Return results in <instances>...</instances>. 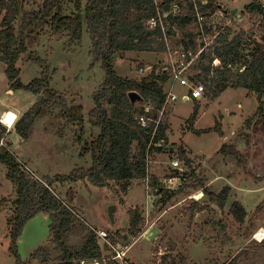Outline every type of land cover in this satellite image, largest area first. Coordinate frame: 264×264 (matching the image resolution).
Returning <instances> with one entry per match:
<instances>
[{
    "label": "rangeland",
    "instance_id": "1",
    "mask_svg": "<svg viewBox=\"0 0 264 264\" xmlns=\"http://www.w3.org/2000/svg\"><path fill=\"white\" fill-rule=\"evenodd\" d=\"M42 1L30 0L25 10H38ZM254 1L218 0L221 11L226 14L222 27L231 21L228 27H221L222 34L233 39L239 32H257L261 17L245 11ZM233 9H238L235 16L231 15ZM64 10L66 15L74 11L67 3ZM31 53L49 63L52 88L65 97L69 107L82 105L87 118L94 107L93 95L103 84L105 73L101 63L93 62L86 24L82 42L72 45L67 40H58L45 28L17 65L25 85L40 78L43 71L28 60ZM165 60L164 53H127L124 59L117 61L116 72L120 77L140 81L153 68L160 72ZM233 69L236 71L238 67ZM5 70L6 66L0 63V120L9 111L15 113L17 120L12 128L7 127L12 132L2 145L10 143L9 151L39 181L69 175L77 169H89L91 158L83 160L79 156L83 149V143L78 140L79 127L60 118V109L41 119L29 140L24 141L16 133V123L42 99V95L11 90ZM168 89L166 85L165 92ZM187 91L188 88L182 86L173 91L179 99L168 107L162 118L168 123L165 151H153L147 156L149 180L133 182L127 192L113 183L106 188H95L88 182L54 185L56 194L86 225L96 230L97 236L99 232L107 235L105 240L98 236L102 260L89 264H226L242 253L254 257L243 264H264V247L259 242L264 238V220L250 223L246 219L241 225L230 214L234 203H239L251 214L264 200V131L253 127L258 108L256 97L244 89H229L213 101L206 94L201 101H184ZM196 107L198 116L192 124ZM216 124L221 125L222 136L217 132L199 135L193 132L213 129ZM99 133V129L86 124L83 142L91 143ZM224 144L239 149L246 158V166H241L235 158L221 155ZM181 151L189 159V166L179 158ZM174 161L180 162L182 174L172 170ZM6 172L0 165V264H16L9 253L7 227L16 193ZM175 175H182V180L170 191L183 187L181 194L167 203L160 202L161 196L151 187L152 178L163 183ZM225 188L230 189L229 196L221 210L203 191L219 195ZM70 191L74 200L71 205L67 202ZM111 206L116 207L113 223L108 211ZM133 211H138L143 220L137 235L130 232ZM49 225L48 215L41 213L25 226L19 240L23 264L38 248L47 245ZM70 240L75 246L80 243L79 238L71 237Z\"/></svg>",
    "mask_w": 264,
    "mask_h": 264
},
{
    "label": "trees",
    "instance_id": "2",
    "mask_svg": "<svg viewBox=\"0 0 264 264\" xmlns=\"http://www.w3.org/2000/svg\"><path fill=\"white\" fill-rule=\"evenodd\" d=\"M30 0H0V63L6 66L5 74L11 90L23 91L34 96L42 95L31 109L16 123L15 131L24 140H29L35 125L60 109V118L79 127V143H83L81 159L91 158V167L77 169L69 175H58L54 179L45 178L43 183L27 171V167L9 151L10 143L2 144L11 131L0 122V165L7 170L6 178L15 189L12 203V216L7 220L9 232V253L16 264H23L19 254V240L25 226L37 215L44 213L50 219L47 245L38 248L26 264H89L99 262L103 250L98 242L95 229L90 228L66 201L56 194L55 184H77L88 182L95 188H106L118 184L119 190L127 192L135 181L148 178L147 155L153 151H165V147H150L154 125L142 128L139 117L145 105L155 109L154 118L162 109L166 100L165 86L170 79L169 72L154 69L140 81L120 77L116 72L118 60L127 53H156L166 50L160 29H149L147 22L156 14L153 0H43L38 10L26 11ZM167 0L160 5L162 12H171V6L178 4L180 13H171L166 19L167 31L172 44L186 51L197 53L204 46L199 44V25L192 0ZM200 1V11L207 17L221 10L218 0ZM73 6V14H65V4ZM248 14H254L262 21L260 26L249 32H239L229 39L220 34L198 57L196 64L189 70L192 83L203 85L206 95L213 101L229 89H244L256 97L258 103L255 129L264 131V9L262 2L255 0L246 6ZM19 23L18 29L16 24ZM86 24L92 44L94 63H101L105 79L93 95L94 107L85 118L82 105L68 106L65 97L54 90L50 65L35 53L28 60L37 64L43 71L37 78L25 85L20 79L21 69L18 63L26 55L29 47L37 42L40 33L49 29L58 40H67L69 44L81 43ZM177 29V32L174 31ZM206 32L207 28H206ZM256 37V38H255ZM234 67H238L234 71ZM136 91L142 98L141 103H132L129 93ZM198 116V108L191 117L193 124ZM86 124L99 129V135L91 143L83 142ZM168 130L167 120H163L154 138V142L165 140ZM195 134L217 132L222 136L221 125L213 129L193 131ZM223 156L235 158L241 166H246L243 153L224 144L220 150ZM183 163L190 165L189 159L181 151ZM153 187L161 201L167 203L181 194L166 189L156 178H152ZM229 188L219 195L203 191L211 202L224 209L229 196ZM67 202L74 203L73 193L68 194ZM2 202V201H1ZM230 214L238 224L264 220V200L251 214L239 203H234ZM143 220L138 211L130 218V232H141ZM79 238V245L71 244L70 238ZM263 244L264 241L260 243ZM258 246H261V245ZM250 253L233 256L226 264H243L251 260Z\"/></svg>",
    "mask_w": 264,
    "mask_h": 264
},
{
    "label": "built area",
    "instance_id": "3",
    "mask_svg": "<svg viewBox=\"0 0 264 264\" xmlns=\"http://www.w3.org/2000/svg\"><path fill=\"white\" fill-rule=\"evenodd\" d=\"M153 1L155 3L157 10H156V14L149 19L147 25L151 30L160 29L162 35L161 39L165 43V47H166V50L164 51V54L166 55V60L163 63L160 70L162 72H169L170 79L167 83V85H169V89L168 91L165 92L166 100L164 102L162 109L158 112V118L157 119L154 118L155 109L152 105H145L143 107V113L139 117V123L142 128H147L152 124L154 125L152 142L149 148L152 146L153 147L166 146L165 140L161 139L158 142H154V138L159 129V125L162 122V118L165 112H167L168 107L173 103H175L176 101H178L179 99L178 96L173 92L177 86L188 88L187 95L184 96L185 97L184 101L187 100L199 101L204 98L206 93L205 87L203 85H198L191 82L189 78V70L193 67L194 64H196L199 55L220 34H222L223 31H221V27H222L221 23L226 15L224 12L220 10L214 13L212 16L207 17L204 14H202V12L200 11V1L192 0L193 8L196 13L197 23L199 25V30H200L199 44L204 43V46L203 47L200 46L197 53H194L193 51H186L182 46L181 47L174 46L167 33L169 26L166 24V19L171 13L173 14L180 13L182 10L181 6H178V4L175 3L171 6V12L166 13V12H162L160 5L166 2L167 0H153ZM180 1L183 3L185 2L184 0H180ZM204 1L206 0H203L202 3H204ZM260 1L262 2V8L264 9V0H260ZM206 4L207 3L205 2L204 5ZM230 23L231 21L227 22L224 25V27L225 28L228 27ZM224 27H222V29ZM206 28L208 32H206ZM174 31L177 32V29L174 28ZM0 122L3 124L2 119L0 120ZM171 168L173 171H178L179 174H182L183 169L179 161H174L172 163ZM146 179L149 180L148 178ZM181 180H182V175L180 176L175 175L169 177L168 179H165L162 184L166 189L172 190V187L176 186V184H178L177 182ZM179 187H181V184H179ZM98 236L105 240V237L107 235L103 232H99Z\"/></svg>",
    "mask_w": 264,
    "mask_h": 264
},
{
    "label": "water",
    "instance_id": "4",
    "mask_svg": "<svg viewBox=\"0 0 264 264\" xmlns=\"http://www.w3.org/2000/svg\"><path fill=\"white\" fill-rule=\"evenodd\" d=\"M237 13H238V9H233L231 11V15L232 16L237 15ZM237 17L240 18V16H237ZM128 97H129V99H130V101L132 103H141L143 101V98L136 91L130 92L129 95H128ZM3 116H4V114L2 115V117ZM173 148L176 149V147H173ZM115 208H116L115 206H111L108 209L109 216H110V219H111L112 223L114 222V214L113 213L115 211Z\"/></svg>",
    "mask_w": 264,
    "mask_h": 264
},
{
    "label": "bare ground",
    "instance_id": "5",
    "mask_svg": "<svg viewBox=\"0 0 264 264\" xmlns=\"http://www.w3.org/2000/svg\"><path fill=\"white\" fill-rule=\"evenodd\" d=\"M16 117L17 116L15 115V113L11 111L6 112V114H4V116L2 117V122L4 125H6V127L12 128L11 126H13L17 120Z\"/></svg>",
    "mask_w": 264,
    "mask_h": 264
},
{
    "label": "flooded vegetation",
    "instance_id": "6",
    "mask_svg": "<svg viewBox=\"0 0 264 264\" xmlns=\"http://www.w3.org/2000/svg\"><path fill=\"white\" fill-rule=\"evenodd\" d=\"M263 241H264V238L262 239V241L259 240V242H261V243H262Z\"/></svg>",
    "mask_w": 264,
    "mask_h": 264
},
{
    "label": "crops",
    "instance_id": "7",
    "mask_svg": "<svg viewBox=\"0 0 264 264\" xmlns=\"http://www.w3.org/2000/svg\"><path fill=\"white\" fill-rule=\"evenodd\" d=\"M188 101V100H187ZM199 101H201V100H199ZM12 132V131H11ZM35 156H37V154L35 155ZM21 162V161H20Z\"/></svg>",
    "mask_w": 264,
    "mask_h": 264
}]
</instances>
